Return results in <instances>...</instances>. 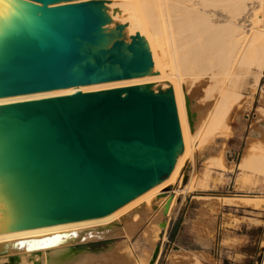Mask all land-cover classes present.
Instances as JSON below:
<instances>
[{
	"label": "bare ground",
	"instance_id": "bare-ground-1",
	"mask_svg": "<svg viewBox=\"0 0 264 264\" xmlns=\"http://www.w3.org/2000/svg\"><path fill=\"white\" fill-rule=\"evenodd\" d=\"M82 4L97 6L102 17L77 7ZM62 11L74 12L86 33L98 25L88 39L70 34L72 51L88 50L94 67L74 54L57 69L55 81L64 83L49 86L33 71L30 41L47 35ZM135 39L144 48L137 63L150 66L128 77L112 54L121 47L130 59ZM263 74L264 0H0V264H87L83 250L78 261L70 252L94 230L114 231L144 202L156 208L162 201L169 216L177 197L168 205L164 192L181 184L185 194L204 187L206 178L198 181L189 157L209 145L220 150L213 142L228 133L242 86L251 78L258 86ZM203 83L204 100L211 96L214 103L195 134L187 86ZM127 86L163 108L127 97ZM121 105L148 107L160 114L159 125L145 127L142 117H125L124 110L123 126L107 131L117 116L112 109ZM171 120L176 138L166 149L153 141L162 136L170 143ZM172 147V165H146ZM207 160L210 168L232 171L220 151ZM238 170L246 179L264 180V139H252ZM240 199L264 206V195ZM222 200L230 205L234 197Z\"/></svg>",
	"mask_w": 264,
	"mask_h": 264
},
{
	"label": "rangeland",
	"instance_id": "rangeland-1",
	"mask_svg": "<svg viewBox=\"0 0 264 264\" xmlns=\"http://www.w3.org/2000/svg\"><path fill=\"white\" fill-rule=\"evenodd\" d=\"M188 86L187 88L190 90L189 96L193 100L192 113L195 114L193 117L194 123L192 131L197 134L207 112V106L214 103V98L210 96L208 100V95L205 94L207 95V100H204L206 99L204 98V92L206 93L204 86L206 87V83L194 85L193 87ZM126 88L129 89L132 88V86H127ZM130 90L131 89H129L127 97L132 96ZM240 92L242 94V100L239 103L241 106L239 108V104L234 106V109H236L233 110L230 116L231 119L229 118L228 120L230 129L227 134L229 136L226 137L227 134L224 133L225 136H223V138L221 137L222 139L220 138L219 142L215 141L217 145L213 142L216 147L220 148L219 151L223 155L224 160H226L225 162H227V165L229 161L235 159L231 167L232 171L236 169L243 152L245 153L247 151V147L252 142V139H254V137L258 138L259 133L264 134V74L258 86L255 85L254 79L251 78L242 86ZM117 94L118 93L113 96H117ZM148 114L154 117L155 121H148L142 117L141 120L144 122L145 127L150 128L152 123H159L161 119V117L158 116L159 113L150 111ZM246 126L247 129L245 131ZM242 137L244 141L242 144L241 142L239 143L238 151L234 155L232 148L238 145V141L242 140ZM180 139L183 141L182 136H180L178 141ZM259 139H264V136ZM219 151H217L215 147L209 145L203 149L195 150L194 154L189 157V162L191 163L189 169L196 172L199 179L198 181L201 182L202 178H206V181L202 182L204 187H198L200 190L185 194L183 191H178L183 188L182 184L180 185L181 188L178 190L176 185L169 186L170 188L164 192L165 195L168 198L177 197L176 203L169 216L166 217L161 211L163 209L162 201L160 202V200H158L155 202L156 208L144 202L129 213V218L125 222L114 225V231H110L111 233L108 232L105 234L103 231L94 230L92 235H87L84 238L85 243L82 242L80 244L81 246L77 245V248L70 252L71 256L78 261L80 253L83 250L84 253L89 255L86 261L87 264H135V260H140L143 264H149L151 259L148 257L151 256L152 258L153 252L157 244H159L162 248L159 264H207L204 255L188 251V249L194 247V237L182 228L185 225L188 212L199 209L208 210L212 213H219L221 202L224 201L222 198L215 199L214 197H235L233 202L234 205L248 206V204L240 198L264 195V193L249 194L245 192L244 190H252V187L257 185L260 179L258 181H254V179L250 177L246 179V176H243L241 172L238 174L236 182L234 180L231 185L233 186L236 184V190L242 191L239 193H231L229 187L225 188L227 182L224 179L225 173L210 168L207 162L209 157L212 158L214 155L217 156ZM232 155L233 157L231 158L230 156ZM203 159H205L206 163ZM157 160L161 161L157 165H165L168 161H170L172 165L174 160V147H172L168 156L164 155L162 158L158 156L148 159L146 165L153 164ZM160 171H163L162 168H160ZM206 174L207 177H205ZM184 183H186V181ZM186 198H188V205L184 209L183 204L186 202ZM211 202H215L213 206L210 204ZM262 208L264 209V206ZM164 221L167 223V226L162 230L160 229V222ZM200 235V243L203 246H209L210 242L202 239L203 233H200ZM211 237H214V234H212ZM122 256H126L127 261L120 263ZM195 257L199 261L196 260Z\"/></svg>",
	"mask_w": 264,
	"mask_h": 264
},
{
	"label": "crops",
	"instance_id": "crops-1",
	"mask_svg": "<svg viewBox=\"0 0 264 264\" xmlns=\"http://www.w3.org/2000/svg\"><path fill=\"white\" fill-rule=\"evenodd\" d=\"M246 129L247 126L245 127V131ZM263 136V133H259L258 138H262ZM243 141L242 137V140L238 141V145L232 148L234 155L238 151L239 143L241 142L242 144ZM230 157L232 158L233 155ZM233 162H235V159L229 161L228 166L232 167ZM239 173L240 170H238L237 164L236 169L224 174V179L227 181L225 188L229 187L231 193L242 191L236 190V184L231 185L234 180L236 182ZM244 191L249 194H263L264 180L259 181L257 185L252 187V190ZM214 198L220 199L223 197ZM214 203L211 202L210 204L213 206ZM187 205L188 198H186V202L183 204L184 209ZM186 216L187 219L182 228L194 237V247L188 249V251L204 255L207 264H257L259 261L261 254L260 244L264 237L263 208L226 205L224 202H221L219 213L194 209V211L188 212ZM200 233H203L202 239L210 242L209 246H203L200 243ZM212 234H214V237H211Z\"/></svg>",
	"mask_w": 264,
	"mask_h": 264
},
{
	"label": "water",
	"instance_id": "water-1",
	"mask_svg": "<svg viewBox=\"0 0 264 264\" xmlns=\"http://www.w3.org/2000/svg\"><path fill=\"white\" fill-rule=\"evenodd\" d=\"M80 8H84V9H88L92 15H94L95 17L99 18L102 17V12L100 11V9L96 6H92L90 4H82L80 6H77ZM74 12H60L59 13V18L57 20V25L54 28H50L49 29V33L47 35H42L39 36L37 39L34 37V39H31L30 44H31V54H33L37 66L35 68H33V71H38L41 79L43 81L44 84L49 85V86H60L62 83V81H55L56 77H57V69L61 68V66L67 62V60L74 54H79V55H83L87 61H86V65H88L89 67H94V65H92V63H90V61L88 60V55L86 54H90V52H88V50H86V52H74L71 49L70 46V39L71 36H74L76 38H81V39H88L89 35H93L95 33L96 28L98 27L97 24H94L90 29H89V33H86L85 30L83 29V22L79 19H76V17L73 16ZM131 51L134 54L130 59H127L126 57L122 56V48L120 47V50H117V52L113 55V62L114 63H119L122 65L124 73H126L128 75V77H131L132 71H139V72H143L146 71L149 68V64H138L137 63V54L138 52H142V57L144 56V51H142L144 48H142V45L140 44V41H138L137 39H135L132 43H131ZM82 51V49H80ZM132 100H136V101H140L142 103H151L153 104L155 107H159V108H163L158 102L154 101L153 99L148 100V99H139L138 97L134 96L132 94L131 96ZM187 107L189 109V118L192 119L194 117V113H192L190 111V101H187ZM130 107H122L119 106H115L114 109H112V111L117 114L116 117H114L115 115L110 117V120H108V130L107 131H115V129L123 126V122H120V115L123 114L122 111H126L127 112V116H133V117H144V119H147L148 121H155L154 117H151L149 113V109L148 107H141L138 108L139 112H137L138 110L136 109V111H133L132 108L129 109ZM132 110V111H131ZM119 117V118H118ZM122 119V118H121ZM123 121H125L123 119ZM169 124V123H168ZM171 128L167 131L168 138H170V143H166V137H158L156 139H154L153 143L156 145H160L163 148H169L171 146V144L174 143L175 138H176V125L173 122V120H171L170 123ZM166 176V173H161L159 172V177L160 178H164ZM172 198H170L168 205L170 204ZM168 205L166 206V210L168 209ZM162 228H166L167 223L164 221L161 224ZM161 250V246L159 244H157L152 259L150 261V264H154L159 256Z\"/></svg>",
	"mask_w": 264,
	"mask_h": 264
},
{
	"label": "built area",
	"instance_id": "built-area-1",
	"mask_svg": "<svg viewBox=\"0 0 264 264\" xmlns=\"http://www.w3.org/2000/svg\"><path fill=\"white\" fill-rule=\"evenodd\" d=\"M260 247H261V254L257 264H264V237L261 241Z\"/></svg>",
	"mask_w": 264,
	"mask_h": 264
},
{
	"label": "snow or ice",
	"instance_id": "snow-or-ice-1",
	"mask_svg": "<svg viewBox=\"0 0 264 264\" xmlns=\"http://www.w3.org/2000/svg\"><path fill=\"white\" fill-rule=\"evenodd\" d=\"M106 87H111V85H106Z\"/></svg>",
	"mask_w": 264,
	"mask_h": 264
}]
</instances>
